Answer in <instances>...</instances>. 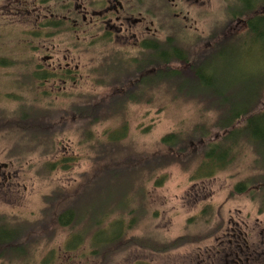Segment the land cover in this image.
<instances>
[{"label":"rangeland","instance_id":"obj_1","mask_svg":"<svg viewBox=\"0 0 264 264\" xmlns=\"http://www.w3.org/2000/svg\"><path fill=\"white\" fill-rule=\"evenodd\" d=\"M222 5V1L214 0L211 9L217 13ZM46 6L47 0H0V113L9 118L21 104L46 108L50 121L60 129L53 139L52 153L18 154L15 148V156H9L8 152L14 147L16 136L0 130V166L7 165L0 172V215L26 220L37 218L44 195L56 187L73 190L92 167L88 142L81 135L84 121L74 115L76 105L79 106L76 109L83 108L92 97L101 100L109 94L121 100L122 107L113 108L117 111L115 115L90 128L94 137L104 138V132L125 123L127 136L120 144L131 148L130 156L136 158L162 151L164 147L159 141L167 134L185 132L200 123L213 125L219 110L206 96L193 98L190 91L169 90L162 83L163 72L156 74V61L147 62V72L153 69V74L142 77L150 81H133L139 70L121 71L123 66L113 63L112 44H47ZM159 45L163 48L165 44ZM170 45L180 49L188 47L193 63L212 53L209 50L212 46L206 44ZM228 46L220 60L210 58L207 64L210 69L205 71L208 76L216 74L218 87L225 92L230 75H239L243 66L240 59L234 64L230 61L235 55ZM132 55L133 52L129 54ZM192 62L172 61L167 67L176 70L183 79H191ZM66 63H69L66 77H61L56 70L52 72ZM260 69H264V64L255 65V70ZM36 73L40 74L39 79H35ZM156 76L158 81L154 79ZM175 87L180 91L184 85L179 82ZM121 88L125 91L120 92ZM89 116L93 119L98 114ZM211 132L217 133L215 129ZM61 159H72L67 162V169L57 167L45 174L42 168L45 163ZM253 161L251 148L244 146L229 168L211 178L190 179L196 162L187 168L176 163L157 171L154 177L163 176V183L155 186L152 181L147 182V214L128 235L160 241L180 236L199 240L164 252L131 246L113 256L110 264H264L261 199L257 194L254 201L245 194L229 197L236 183L259 174L251 166ZM147 170L131 172L132 178L146 180ZM254 186L251 190H257ZM204 207L208 209L203 217ZM210 231L211 235L203 238ZM69 232L67 228H57L52 241L35 251V263L3 260L0 264H97L86 245L63 250ZM49 254L52 259L42 263Z\"/></svg>","mask_w":264,"mask_h":264},{"label":"trees","instance_id":"obj_2","mask_svg":"<svg viewBox=\"0 0 264 264\" xmlns=\"http://www.w3.org/2000/svg\"><path fill=\"white\" fill-rule=\"evenodd\" d=\"M226 8L229 20L237 17L245 21L247 28L243 29L242 34L229 35L227 44H212L209 49L212 53L204 55L197 62L195 60V63L190 60L188 47L180 49L182 47L165 44L158 69L163 72L165 80L162 83L169 90L190 91L193 98L195 95L208 97L219 108L214 124L209 126L200 123L188 131L167 134L159 141L164 147L162 151L136 158L130 156L133 152L131 148L121 147L120 144L127 136L125 123L104 132V138L94 137L90 128L115 115L117 111L113 108L122 107L121 100L109 94L101 100L92 97L83 108L76 109V106L79 107L76 105L74 115L84 121L81 135L88 142L92 167L82 175V180L73 190L56 187L44 195L43 206L36 219L0 215V261L24 263L33 260L35 263V251L52 241L57 228L70 230L63 250H74L86 245L97 264H110L113 256L131 246L164 252L198 241L199 238L191 236L160 241L152 237L128 235L147 214L146 184L152 181L155 186L162 185L163 176L155 178V173L176 163L186 168L197 163L191 180L211 178L229 168L244 146L251 148L254 154L251 166L258 169L259 174L236 183L229 197L245 194L251 201L260 198L264 205V69L255 70L256 64H264V0H227ZM227 45L235 55L230 61L234 64L240 59L243 66L239 70L242 75H230L225 92L218 87L216 74L208 76L205 71L210 69L207 65L210 58L217 57L220 60L224 56ZM155 60L152 55L147 57V62ZM181 60L192 62L194 75L191 79H183L176 70L167 67L172 61ZM35 75V79H39L40 74ZM179 82L184 85L180 91L175 87ZM21 105L9 118L2 117L0 113V130H7L16 136L15 145L10 148L8 155L13 156L15 148L18 154L35 151H40V154L52 153L53 139L60 129L50 121L49 110ZM95 114L98 116L89 119V115ZM211 129L217 133L213 134ZM70 160L47 162L42 167L43 171L48 175L57 167L67 169ZM151 165L156 166L147 167ZM143 169H148L146 180L138 181L137 177L135 181L131 172ZM254 185L257 190H251L255 188ZM254 194L258 197L255 198ZM137 202L141 204L137 205ZM207 209L203 208V217ZM211 233H206L203 238ZM51 257L49 254L42 263L50 261Z\"/></svg>","mask_w":264,"mask_h":264},{"label":"flooded vegetation","instance_id":"obj_3","mask_svg":"<svg viewBox=\"0 0 264 264\" xmlns=\"http://www.w3.org/2000/svg\"><path fill=\"white\" fill-rule=\"evenodd\" d=\"M212 1L47 0L44 13L47 44H112L113 63L122 65L124 73L139 70L133 81L142 83L147 81L142 77L155 71L147 72L150 55L156 59L157 74L163 54L159 44L210 47L227 44L229 35L243 33L247 28L245 21L237 17L229 20L227 0H219L223 5L217 13L211 9ZM131 52L133 55L129 56ZM55 70L66 77L69 63L52 72ZM154 79L159 80L158 76ZM6 167L0 166V172Z\"/></svg>","mask_w":264,"mask_h":264}]
</instances>
